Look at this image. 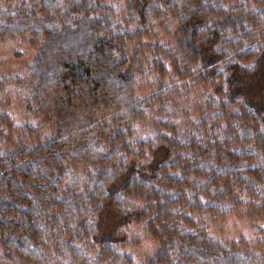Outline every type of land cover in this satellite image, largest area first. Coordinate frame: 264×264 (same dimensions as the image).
<instances>
[{
	"label": "trees",
	"instance_id": "trees-1",
	"mask_svg": "<svg viewBox=\"0 0 264 264\" xmlns=\"http://www.w3.org/2000/svg\"><path fill=\"white\" fill-rule=\"evenodd\" d=\"M6 39L35 54L32 124L0 119V264H264L218 228L264 219V0H2Z\"/></svg>",
	"mask_w": 264,
	"mask_h": 264
},
{
	"label": "rangeland",
	"instance_id": "rangeland-1",
	"mask_svg": "<svg viewBox=\"0 0 264 264\" xmlns=\"http://www.w3.org/2000/svg\"><path fill=\"white\" fill-rule=\"evenodd\" d=\"M2 1V0H0ZM230 7V6H229ZM248 7V6H246ZM35 54V49L27 43H21L16 39V41L6 39L0 42V75L4 72H11L12 77L10 81L5 84H0V119H10V124L22 126L23 120L27 119L28 124H32L33 120L28 117L29 113L24 107V92L23 86L18 85L16 77L23 75L26 77V66L33 59ZM251 64L252 61H250ZM250 64V65H251ZM249 65V66H250ZM260 84L255 89V95L258 99L262 101V93L264 94V89L262 88V68L259 71L258 79ZM33 126V125H32ZM260 134L262 135V124L260 126ZM261 184H264V182ZM256 203V202H255ZM264 203V200H261ZM225 224H221L218 227L214 224L212 227L216 229L217 227L221 230L223 229L224 235L227 238H237L243 237L248 245L251 247L256 245V249L264 254V219H256V228L254 229L250 223L247 221L248 218L237 217L235 215H230L226 218ZM224 225V226H223ZM223 226V227H222ZM140 226H135L134 222H130L125 226L124 232L127 234L128 245L133 244L131 249L135 251V255L139 257L140 255H145L152 253L154 251L155 242L151 241L149 238H145V233H142Z\"/></svg>",
	"mask_w": 264,
	"mask_h": 264
}]
</instances>
